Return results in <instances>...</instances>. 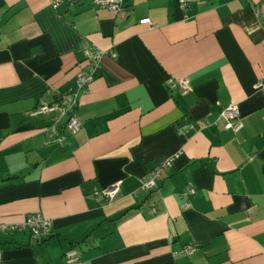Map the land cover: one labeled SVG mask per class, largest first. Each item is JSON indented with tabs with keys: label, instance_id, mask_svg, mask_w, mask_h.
<instances>
[{
	"label": "crops",
	"instance_id": "obj_1",
	"mask_svg": "<svg viewBox=\"0 0 264 264\" xmlns=\"http://www.w3.org/2000/svg\"><path fill=\"white\" fill-rule=\"evenodd\" d=\"M185 1L0 0V223L53 221L42 241L0 231V264H63L71 247L80 264H264V0ZM92 46L105 53L79 93L82 127L46 145L50 117L32 111L78 89ZM231 103L237 132L217 122Z\"/></svg>",
	"mask_w": 264,
	"mask_h": 264
},
{
	"label": "built area",
	"instance_id": "obj_2",
	"mask_svg": "<svg viewBox=\"0 0 264 264\" xmlns=\"http://www.w3.org/2000/svg\"><path fill=\"white\" fill-rule=\"evenodd\" d=\"M73 3L88 2L91 5L97 7H105L113 11H120L124 8L125 0H68ZM180 6L186 7L185 0H179ZM58 3H55L56 7ZM144 22H147L150 26H153L152 21L149 18H144ZM105 51L99 47L92 46L86 53L85 57L90 63V68L87 71L81 72L77 77L78 89L76 91H64L57 92L55 97L50 101H44L39 104L32 114H44L49 115L50 122L43 130L46 133V145L56 144L58 146H65L67 140L71 135L80 131L82 123L76 115V108L79 103V93L87 92L90 88V84L95 78V72L100 60V57ZM114 55V54H113ZM167 85L171 89H188L189 81L187 79H175L170 78L167 81ZM217 122L222 123L226 129L239 131L243 127V122L240 117L239 108L235 103L229 104L225 107ZM186 129V126H183ZM172 158H170L163 166H157L150 170L145 178L142 180L140 190L152 191L157 188L162 178L163 168H167L171 165ZM122 180H118L110 186L97 189L95 191L96 196L102 195L108 201L117 196L121 189ZM195 188H187L184 190L183 195H194ZM185 206H190V202H186ZM154 210H157L155 207ZM29 228L31 235L38 241L48 238L53 231V221L45 217L41 212L33 213L27 217L22 223H0V231L15 230ZM197 243H189L184 246L181 253L191 255L198 250ZM80 251L77 247L69 248L63 259V264H80Z\"/></svg>",
	"mask_w": 264,
	"mask_h": 264
}]
</instances>
